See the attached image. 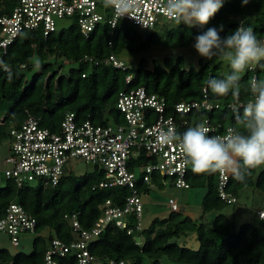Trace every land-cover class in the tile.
<instances>
[{"label": "trees", "instance_id": "trees-1", "mask_svg": "<svg viewBox=\"0 0 264 264\" xmlns=\"http://www.w3.org/2000/svg\"><path fill=\"white\" fill-rule=\"evenodd\" d=\"M240 24L251 27L257 39L264 41V0H248L247 4H242V0H226L203 26L189 27L183 23L177 26L172 21L160 29L142 30L121 19L115 28L102 24L87 37L82 35L75 22L46 37L40 32L23 31L3 55L9 71L0 74V143L9 139V129L19 126L28 114L38 118L42 127L53 131L59 129L65 114L70 112L78 121L89 120L95 125L122 122L123 117L116 108L117 97L125 89L139 87L164 96L168 114L179 122L187 120L192 125L208 117L213 124L219 125L221 131L233 127L243 132L237 124L234 109L239 108L242 115L240 106L253 98L247 90L248 83L253 77L264 79V68L256 66L242 74L238 97L231 92L221 97L207 88V81L230 74L229 66L224 73L222 61L212 62L200 57L196 64L182 67L185 57L169 54L163 57L162 62L153 58L151 64L147 57H141L135 65L126 63L128 67L125 70L103 63L110 54L119 58L124 52L136 55L154 45L170 50L186 48L195 42L196 35L209 27L219 30L222 25L219 35L223 38ZM84 55L92 56L99 64L79 63ZM37 59L40 67L28 76L27 72L35 66ZM64 64L68 65L65 73L60 72ZM127 75L131 76L129 83L125 80ZM203 88H206V93ZM204 94L218 107L185 114L173 112L177 102L201 100ZM142 162L146 164L149 159L143 158ZM150 177L152 184L163 187V179L158 173L153 172ZM102 178V171L94 166L91 173L63 176L55 187L36 184L18 187L11 180L4 181L0 187V214L10 201H16L36 218L37 226L31 252L12 254L7 249H0V264H43L47 236L66 242L77 238L69 220L71 214L76 213L81 227L88 229L100 215L107 199L114 206H122L125 197L131 193L130 189L126 186L93 188ZM185 180L189 188L206 189L201 201L203 214L220 211L229 205L218 196L217 172L196 174L188 165ZM244 187H253L264 193V165L252 169L243 183L237 182L229 173L227 189L232 195L237 198L239 190ZM136 189L142 194L150 187L140 178ZM134 220L131 215L128 225H133ZM227 223L223 213H218L212 222L206 223L183 215L181 211H170L167 217H156L140 232L132 234L110 223L88 244V249L99 259H123L130 264H146V260L150 264H160L163 255L181 264H264V233L261 228L245 222L237 232L217 241L219 228ZM46 229L48 232L44 233ZM191 232L196 234L199 242L196 250L175 241ZM57 260L59 264H76L70 255Z\"/></svg>", "mask_w": 264, "mask_h": 264}, {"label": "built area", "instance_id": "built-area-1", "mask_svg": "<svg viewBox=\"0 0 264 264\" xmlns=\"http://www.w3.org/2000/svg\"><path fill=\"white\" fill-rule=\"evenodd\" d=\"M165 4L166 0H140V15L149 28L127 15L119 20L125 19L142 30L162 26L172 22L165 14ZM64 19L75 22L86 37L99 25L106 24L113 29L118 23L116 8L106 7L103 0H0V60L3 61L0 74L9 71L3 55L21 32L36 31L46 37L61 28L59 21ZM78 62L99 64L89 55H84ZM103 63L122 70L128 67L115 54L104 58ZM125 80L129 83L131 76L127 75ZM203 92L206 93V88H203ZM213 107L217 108L218 105L209 102L204 94L201 100L177 102L173 112L185 114L211 110ZM116 108L123 117L122 122L95 125L89 120L78 121L70 112L65 114L59 129L53 131L42 127L38 118L28 114L19 126L9 129L8 154L4 158L6 167L0 170V187L6 180H11L18 187L25 184L55 187L66 176V163L71 158H81L103 173V178L93 188L126 186L131 191L122 206H114L107 199L100 215L88 229L81 227L76 213L71 214L69 220L77 238L66 242L47 236L43 264H59L57 259L67 255L73 256L76 264H130L123 259H99L89 251L88 244L110 223L125 229L128 234L142 230L143 203L136 189L140 178L143 183L154 186L150 176L156 172L163 183L164 179H169L177 188H189L185 180L188 166L181 168L183 157L178 143L162 145L159 134L169 129L182 134L196 124L191 125L187 120L179 122L168 114L166 98L149 93L144 87L121 91ZM200 123L210 129L207 133L210 136L223 137L233 128L227 127L221 131L219 125L213 124L208 117ZM143 158L149 159V162L143 163ZM217 175L219 198L228 204L236 203L237 198L227 189L229 173L217 172ZM166 203L170 211H180L174 198L170 197ZM131 215L135 219L134 224L128 225ZM256 215L264 220V209L258 210ZM36 226V218L16 201H10L0 214V234L8 235L14 247L21 245L22 235L36 234Z\"/></svg>", "mask_w": 264, "mask_h": 264}, {"label": "clouds", "instance_id": "clouds-1", "mask_svg": "<svg viewBox=\"0 0 264 264\" xmlns=\"http://www.w3.org/2000/svg\"><path fill=\"white\" fill-rule=\"evenodd\" d=\"M106 7H115L117 20L127 15L143 26L148 23L140 15V0H103ZM248 0H242L247 4ZM223 6V0H166L164 11L167 17L178 26L181 23L193 27L203 26ZM219 30L209 27L195 36L192 47L204 58L213 57L227 63L230 74L224 78H210L207 88L216 96H226L229 92L238 97L240 81L246 70L256 66L264 68V43L257 39L253 29L240 24L233 33L221 38ZM0 64L3 61L0 60ZM40 67V61H35ZM247 90L252 99L241 105L243 112H237L239 128H230L225 136L207 135L210 129L203 123L187 128L182 134L169 129L159 134V143H178L183 157L181 168L191 165L196 174L230 173L237 182H245L252 169L264 165V79H250Z\"/></svg>", "mask_w": 264, "mask_h": 264}, {"label": "rangeland", "instance_id": "rangeland-1", "mask_svg": "<svg viewBox=\"0 0 264 264\" xmlns=\"http://www.w3.org/2000/svg\"><path fill=\"white\" fill-rule=\"evenodd\" d=\"M226 0H223L225 2ZM70 21L67 19L60 20V27H67ZM160 27V26H159ZM157 29H160V28ZM161 31V30H158ZM147 33L143 32V34ZM194 43L186 48L177 49H167L161 45H154L147 51H141L136 55L124 52L121 54L120 58L125 61V63H131L132 65L137 64L141 57H147L149 63L151 60L156 58L158 61L162 62L163 57L166 55H172L173 57L177 55H183L186 59L184 63H181L182 67L189 66L190 64H196L197 60L201 57L196 50L192 47ZM204 60H211L212 62L222 61L219 58L213 57L212 59L204 58ZM223 62L224 73L228 70V65ZM57 67V65H55ZM68 65H63L60 72H66ZM37 67L34 66L31 70L27 72L28 76H31L36 72ZM9 146V139H5L0 143V170L6 167L4 158L7 156ZM94 170V166L86 163L81 158H71L64 167L65 175H75L81 176L85 173H91ZM150 189L146 193L140 194L143 203V213H142V224L143 226H148L151 221L158 218H165L170 213V209L167 206V200L172 197L177 201L180 211L183 215H189L197 221H204L206 223L212 222L215 215L218 213H223L227 219L228 223L218 230L216 237L217 241L228 237L231 233L237 232L242 223L252 222L256 226L260 227L264 233V221L258 220L255 211L258 209H264V193L253 188L244 187L239 190L237 195V203L227 205L220 211H211L203 214L201 208L202 197L205 194L206 189L202 187L198 188H177L174 186L173 182L169 179H164L163 187L157 185L149 186ZM202 214L204 216H202ZM46 229L44 233H47ZM35 234L28 233L21 236V245L18 247L12 246L9 236L6 234H0V249H7L10 253L15 254L17 252H24L26 254L30 253L33 246ZM140 241V238H136ZM175 241L181 245L186 246L191 249H198L199 242L196 239V234L191 232L185 236H181L175 239ZM146 264H150L149 260H146ZM160 264H181L172 261L167 256L163 255L160 258Z\"/></svg>", "mask_w": 264, "mask_h": 264}, {"label": "crops", "instance_id": "crops-1", "mask_svg": "<svg viewBox=\"0 0 264 264\" xmlns=\"http://www.w3.org/2000/svg\"><path fill=\"white\" fill-rule=\"evenodd\" d=\"M236 203H237V202H236ZM233 204H235V203H233ZM229 205H231V204H229ZM258 210H263V209L261 208V209H258ZM258 210L255 211V215H256V212H257ZM258 220H261V219L258 218Z\"/></svg>", "mask_w": 264, "mask_h": 264}]
</instances>
